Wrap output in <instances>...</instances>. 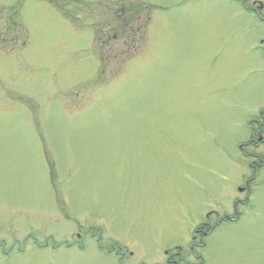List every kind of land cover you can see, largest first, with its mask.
I'll use <instances>...</instances> for the list:
<instances>
[{"label":"rangeland","instance_id":"1","mask_svg":"<svg viewBox=\"0 0 264 264\" xmlns=\"http://www.w3.org/2000/svg\"><path fill=\"white\" fill-rule=\"evenodd\" d=\"M263 38L236 0H0V264H163L236 213L191 264H264Z\"/></svg>","mask_w":264,"mask_h":264},{"label":"flooded vegetation","instance_id":"2","mask_svg":"<svg viewBox=\"0 0 264 264\" xmlns=\"http://www.w3.org/2000/svg\"><path fill=\"white\" fill-rule=\"evenodd\" d=\"M236 1L241 2V4L244 6V10L248 14H250L253 19L264 23V3L262 1L259 0H236ZM261 48H263L264 50V38L262 39ZM248 127L250 129L251 136L245 145L240 146V150L243 156L245 154L247 157L252 156L253 157L252 159L259 158L255 150H257L260 147V144L264 142V109L260 110L258 116L249 122ZM243 146L247 147V150L244 149V152H243V148H244ZM248 148H250L252 152L249 151ZM251 162L253 163L251 167L255 174H257L256 170L258 169V167L259 169H261L264 166L262 159H258V162L257 160H252ZM245 184L248 186L249 182L247 181L245 182ZM245 189L248 188L240 187L239 190L240 192H243V190ZM239 203H244V201L236 200L235 209L237 208V205ZM217 218L219 221L216 223V225H211L208 221V222H204L195 229V232L193 234V244L189 247V249L176 247L175 250L167 251L163 264H191L190 260L194 257L193 250L194 247L196 246L197 239L198 241H200L202 240V238H204L209 233H211L218 225H221L226 221H233L232 219L233 217H228V216H225L223 218L221 217L220 218L217 217ZM76 236L78 240L74 242L75 244L77 243L79 244V242H83L84 239L80 241V235L76 234ZM74 243L72 242V244L69 245H74ZM106 252L113 254L115 253V255H119L118 253H116L114 248L107 249Z\"/></svg>","mask_w":264,"mask_h":264},{"label":"trees","instance_id":"3","mask_svg":"<svg viewBox=\"0 0 264 264\" xmlns=\"http://www.w3.org/2000/svg\"><path fill=\"white\" fill-rule=\"evenodd\" d=\"M155 7L153 6H142L140 4H135L131 10L127 9L126 10V23H122L117 27L115 26V31L114 35L111 37H108V39L103 40L102 42L98 41V44L101 43V46H104L106 48V52H99V61H100V70L102 72H110L111 71H117V69H120L121 64L123 65V62L130 59L131 57L134 56L132 52H127L130 47H128L127 41L125 39V35L127 30H129V27L132 26V17L134 16L136 18V15H140L143 10L146 11H151V9H154ZM130 11H132L134 14H131ZM128 12V13H127ZM151 22V17L150 13H147L146 19H145V30L142 32L137 33V38H136V45L137 47L140 46L146 35V30L148 25ZM100 47V46H99ZM114 63L116 66V63L118 64L117 67L115 68H110L111 64ZM111 69V70H110ZM238 216L235 215L232 219H237Z\"/></svg>","mask_w":264,"mask_h":264}]
</instances>
